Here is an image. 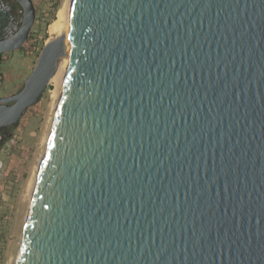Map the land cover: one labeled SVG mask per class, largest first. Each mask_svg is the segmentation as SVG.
<instances>
[{
    "label": "water",
    "instance_id": "obj_1",
    "mask_svg": "<svg viewBox=\"0 0 264 264\" xmlns=\"http://www.w3.org/2000/svg\"><path fill=\"white\" fill-rule=\"evenodd\" d=\"M62 57L14 264H264V0H72L0 128Z\"/></svg>",
    "mask_w": 264,
    "mask_h": 264
},
{
    "label": "rangeland",
    "instance_id": "obj_2",
    "mask_svg": "<svg viewBox=\"0 0 264 264\" xmlns=\"http://www.w3.org/2000/svg\"><path fill=\"white\" fill-rule=\"evenodd\" d=\"M35 20L22 46L0 56V96L18 91L34 67L42 46L51 38L49 25L66 0H32ZM50 35V36H49ZM50 82L40 99L16 125L0 134V264L15 262L29 206V184L42 152L51 116Z\"/></svg>",
    "mask_w": 264,
    "mask_h": 264
},
{
    "label": "bare ground",
    "instance_id": "obj_3",
    "mask_svg": "<svg viewBox=\"0 0 264 264\" xmlns=\"http://www.w3.org/2000/svg\"><path fill=\"white\" fill-rule=\"evenodd\" d=\"M71 7H72V0H66L62 9H60L57 12L55 19L49 25V32H50L51 36L52 37H55V36L56 37H62L63 40L65 41L66 45L68 44V37H69ZM67 61H68L67 57H62L58 60L57 70H56L55 74L50 79V82H52L54 85V87L52 89V104H51V111L52 112H51V116L49 118V126H48L47 133L44 136V138L42 139V152H41V155H40L39 160H38L36 172L34 173L32 179L30 181V184H29L30 198H31L32 193H33V189L35 186V182H36L37 174L39 171L40 163H41L42 157L44 155L45 146H46L47 139L49 136L50 128H51L52 123H53L54 113H55L56 106L58 103V99L60 96L62 82H63V78H64V71H65V67L67 65ZM27 212H28V209H27ZM26 217H27V214H26ZM25 220H26V218H25ZM19 244H20V241H19ZM11 264H14V262Z\"/></svg>",
    "mask_w": 264,
    "mask_h": 264
},
{
    "label": "flooded vegetation",
    "instance_id": "obj_4",
    "mask_svg": "<svg viewBox=\"0 0 264 264\" xmlns=\"http://www.w3.org/2000/svg\"><path fill=\"white\" fill-rule=\"evenodd\" d=\"M22 17L21 5L16 0H0V39L16 32L22 23Z\"/></svg>",
    "mask_w": 264,
    "mask_h": 264
},
{
    "label": "trees",
    "instance_id": "obj_5",
    "mask_svg": "<svg viewBox=\"0 0 264 264\" xmlns=\"http://www.w3.org/2000/svg\"><path fill=\"white\" fill-rule=\"evenodd\" d=\"M11 126H8V127H5V128H0V134H4V132H5V130L7 129V128H10Z\"/></svg>",
    "mask_w": 264,
    "mask_h": 264
}]
</instances>
